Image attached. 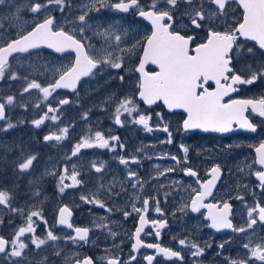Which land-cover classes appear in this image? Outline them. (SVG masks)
Wrapping results in <instances>:
<instances>
[{
    "label": "snow or ice",
    "instance_id": "snow-or-ice-1",
    "mask_svg": "<svg viewBox=\"0 0 264 264\" xmlns=\"http://www.w3.org/2000/svg\"><path fill=\"white\" fill-rule=\"evenodd\" d=\"M4 3L5 0H0V4ZM92 3L99 4L100 7H111L124 13L134 11L138 17L151 25L150 34L136 40L131 48L125 49L120 48L121 34L113 32L111 28L104 29L95 34L104 38L106 46L97 49L88 42L90 38L85 35V28L88 26L87 18L89 10H91L90 5L86 6L88 10L82 9L81 14L76 18L79 32L77 35L75 28L72 31L66 30L64 26L58 24L57 18L50 12L42 19L38 18V14L48 11L49 6H54L56 10L63 13L65 7L70 6L67 4V0H44L43 3L41 0H32L29 5V11L34 14L31 29H21L16 38L0 44V79L5 78L6 75L13 80L24 79L26 86L21 94L29 93L30 90H38L39 93H42L43 100L48 101V98L53 97V93H56L58 89H70L75 92L82 77L94 76L102 72L105 66L121 69L123 57L115 56L111 49L116 48L122 53H132L137 49H142L138 67L135 68V71L140 74L136 92L131 97L126 96L119 101L114 110L115 124L123 126L125 121L121 117L127 113V116L132 118L131 123L142 125L148 132L153 131V128L149 126L152 117L141 112L137 106L136 96L138 95L139 100L149 106L160 101L169 111L182 109L186 113V118L183 119L180 130L184 132L200 129L204 132L228 133L237 128L252 133L257 131V125L245 113L251 109L252 113L264 117V97L235 99L231 97V94L238 92L241 86L253 85L264 80V67L251 69L249 66L247 74L238 72L235 68V63L239 61L245 51L248 53L253 51L252 48H244V45L240 43L241 38L246 41H254L259 49L264 50V0H147V2L145 0H116L110 5L106 4L105 0H92ZM181 3L185 5L181 19L187 17L188 21L185 27L193 31L206 30L204 42L195 43L196 36L188 35L186 32L181 34L177 30V18L174 14ZM233 3H237L243 9L242 20L229 22V9ZM95 10L99 11L100 8ZM0 28H3L2 24H0ZM193 44L195 46L191 47ZM42 46L55 53H75V58L69 65L56 69L51 81L46 85L36 79L28 80L27 76L20 77L16 72L11 71L10 58L14 57V54L29 53L30 50L40 49ZM147 64L156 65L159 70L148 72L145 70ZM45 71L47 70L45 69ZM120 80L123 81L124 77L120 76ZM209 82L215 84L214 89L209 90ZM68 103V99H60L55 108L49 103L47 111L40 118L32 121L34 127L39 128L45 120L57 121L58 113L61 110L59 106ZM15 104L14 96L0 98V121L7 124V127L0 128V131L6 132L15 127L6 115V109ZM35 107L40 108L41 104L37 103ZM50 113L52 115H49ZM156 116L160 121H163V116L160 113H157ZM84 118H87V113L84 114ZM161 130L167 133V138L162 143L172 144L174 142L173 133L169 130V126L164 124ZM68 132L69 128L63 127L59 129V134L45 135L43 139L45 142H61L67 138ZM117 144L123 149L124 145L120 142L119 137L106 136L104 132L96 130L94 133L90 132L81 137L73 146L71 156H68L67 159L70 161L72 157H79L82 149L99 148L114 151ZM179 147L185 155L183 157L170 156V159L176 161L177 164L186 163L189 149L184 144H180ZM256 153V163L260 165V170L252 174L259 182L257 186L264 192V142L256 148ZM148 158L151 159V157ZM36 160V155L25 154L21 149L20 156L14 162L17 172L20 174L28 172ZM132 162L138 163L139 161L132 158ZM120 163L127 165L129 161L121 157ZM92 167L99 173L102 171L103 165L97 167L93 163ZM174 171H176L175 168H167L159 174L164 175ZM183 171L186 176L197 177L196 183L200 185L199 190L193 189L195 195L191 198L190 205H184V209L190 207L193 213L200 212L201 208L207 209L205 219L210 221L209 227L217 231L232 229L239 233H246L252 229L254 233L255 225L258 223L264 225V202L255 201L252 205H248L244 201V196L236 197L244 202L247 208L246 222L240 227H235L230 219L232 206L228 202L204 203V200L212 195V189L220 178L221 168L219 165H215L209 170L210 178L203 182L200 181L198 173L191 168H185ZM51 174L56 175L55 172ZM128 175L135 181L131 185L132 188H143L144 182L141 181L137 173L130 170ZM79 176L80 172L75 165H72L71 172L65 165L59 174L60 193H64L67 188L81 185L82 181L78 179ZM66 179L71 183H65ZM34 195L38 196L39 193H34ZM165 195L167 196V194ZM80 199L87 204L97 205L109 212L112 211L103 201L96 199L95 194L91 197L81 195ZM135 201H139L142 206L137 207ZM0 206L25 217L24 224L16 227L10 238L0 235V254L12 261V264H22L25 250L29 247L26 241H30L36 249H40L48 241L55 242L60 239L52 230H48L44 238L37 237L34 227L37 220H34V217L43 220L45 225H47V221L44 220L40 211L26 212L13 207L12 197L8 190H0ZM131 207L132 211L138 215L139 220L133 234L132 251L138 252L141 248L154 249V255L144 256L147 264H154L157 255L168 260L175 258L183 261L184 257L180 251L162 246L159 242L145 243L141 239V234L144 233V235L154 236L159 241L161 230L167 227L165 219H154L149 216V210L153 207L156 213L163 216L160 200L155 196L141 198L134 195ZM123 215L128 218L132 213L124 211ZM71 216L72 211L69 206L64 205L59 208V225L66 226L75 233V235L65 236L64 239L72 243H87L90 229L74 227L70 220ZM2 222L0 220V223ZM149 225L153 231L145 232V228ZM179 244L189 247L193 257H199L204 252L203 248L187 239H180ZM219 248L223 249L224 244H220ZM243 248L248 250L247 258L228 259V264H249V261L253 259L264 264V240L255 243L254 246L253 241L249 240L248 243L243 244ZM55 254L59 255L60 252L57 251ZM134 260H136L134 255L128 262H122L116 257H108L107 264H131V261ZM75 264H94V261L91 257H84L76 259ZM157 264H159L158 261Z\"/></svg>",
    "mask_w": 264,
    "mask_h": 264
},
{
    "label": "flooded vegetation",
    "instance_id": "flooded-vegetation-1",
    "mask_svg": "<svg viewBox=\"0 0 264 264\" xmlns=\"http://www.w3.org/2000/svg\"><path fill=\"white\" fill-rule=\"evenodd\" d=\"M81 1L82 0H67V4L70 6L65 7L63 13L56 10L54 6H49V10L38 14V18L42 19L44 15H47L50 12V14L57 18V22L61 21L63 25H65L64 20L73 19V11L79 13V5L81 4ZM108 1H111L112 3L116 2V0H106L105 3ZM43 2L44 0H41V3ZM145 2H147V0H145ZM31 3L32 0L29 2L28 6L23 8L21 15L34 21V14L29 11V5ZM13 6L14 2L12 0H5L4 4H0V24L3 25V28H0V44L6 43L8 40L17 37H12L11 35V7ZM184 11L185 5L181 3L174 14L177 18V30L180 31L181 34L186 32L188 35L196 36L195 43L204 42L206 30L193 31L192 29L185 27L188 23L187 17L181 19ZM114 12L119 15V19L122 18L124 20L128 18V20H132L131 26L133 33H129V37L132 34L133 40L142 39L144 36L150 34L151 25L147 21L138 17L134 11L124 13L115 10ZM229 13V22L242 20L243 11L237 3L232 4ZM88 18H91L90 10ZM123 20L119 21L117 18V20L110 21L109 24L118 21L119 25L117 30H120L123 28ZM33 21L26 26V30L31 29ZM108 21L109 20H107V22ZM107 22H103V25L107 24ZM65 27L67 30L69 29L68 25H65ZM89 36L91 37V34L87 33V37ZM240 42L244 45L245 49L252 48L253 51L251 53H248L247 51L244 52V55L235 63L236 70L247 74L249 66H251V69L264 67V50L259 49V46L255 42L241 40ZM135 43L136 41L133 44ZM133 44H131V46ZM194 46L195 44L191 45V47ZM41 54L52 60L64 59L67 65H69L75 58L73 53L57 55L50 51L39 50L14 55V57L10 58L11 67L17 66L15 65L16 62H21L26 65L31 64L35 61L36 56ZM113 54L115 55V53ZM141 56L142 49H138L135 55H132L128 60L123 61L124 65L121 69H110L109 67L111 72L107 73V66H105L103 71L100 72L103 75L99 81L93 83V80H91L93 76H90L78 83L75 92L70 89H58L56 93H53L54 98H48V101L54 108L58 106L57 103L59 98L68 99L70 103L71 99L83 91L84 86L91 81L90 93L88 95L102 96L100 105H105L108 109L106 115L112 114L113 121L109 124L103 125V122L101 121L103 118L101 117L99 123L102 125L99 126L95 123V118L99 115V110L97 108L99 100L97 99L96 103H92L93 105L89 112L88 124L85 125L84 128L87 129V131H83V136L81 137L88 135L90 132L94 133L96 130H100L104 132L106 136L119 137V140L123 143L124 147L121 149L117 144L114 151L99 148L82 149L79 157H72L69 161L60 158L59 152L53 149L62 146L66 150L72 151V147L70 146L68 139H66L61 142L51 141V145H48V142L45 150L39 152L40 155L37 156V159L40 161V168L37 174L41 179L48 178L46 182L50 186V189L54 188V180L57 178L56 175H59L63 171L64 166H68V163L71 165V167L68 166L69 172H71L72 165H75L80 172L78 179L82 181L81 185L77 186L76 189L75 187L65 189L66 194L62 196L65 199L63 200L64 203H62L61 207L67 205L71 208L72 216L70 220L74 227H87L90 231L87 243H72L71 241L65 240V236L69 234L75 235V233L72 229L59 225V210L54 216L52 205V208L49 209L50 216L48 220H46L47 225H45L43 220L34 217V220H37L34 227L38 230L36 233L37 237L44 238L46 237L47 231L52 230L54 234L60 237V239L55 242L48 241V243L41 246L40 249H36L30 241H26L29 244V247L25 250V258L22 260V264H75L76 259H83L84 257H91L94 264H107L108 257H116L122 262H128L133 255L136 256V260L131 261V264H147V261L144 260V256L154 255L155 250L141 248L138 252H133L131 247L134 243L133 234L139 224L138 215L132 211L131 207L132 202H134V195L141 198L155 196L159 199L163 216L156 213L154 207L149 210V216L154 219H165L167 221V227L161 230L159 241H157L154 236L144 235V233L141 234V239L145 243L159 242L162 246L180 251L184 257L183 261H179L175 258L168 260L163 256L157 255L154 264H157V261L159 264H228V259L247 258L248 250L243 248L244 243H248L249 240H252L254 246L255 243L264 240V225L259 223L254 226V233L252 229H249L246 233H239L234 232L232 229H221L217 231L216 229L209 227L208 225L210 224V221L205 219L208 210L205 208H201L197 215H193L190 212V207L183 211L181 210L182 208H180L177 215L180 216L181 221L178 224L173 222L172 209L174 195L168 194L170 185L168 186L167 183H169V181L161 180V182H159V179L157 182L155 180V176L151 175L146 168L143 153L148 151L156 129L160 131L162 136H167V133L161 130L163 125L167 124L169 130L174 134L177 131L174 130V128L177 127L178 129L179 122H176L175 119L172 120V117L168 114L165 116L160 111V104L156 106H148L137 101V95L136 101L140 111L152 117L149 126L153 128V131L148 132L142 125L131 123L130 121L132 118L128 117L127 113L121 117V119L125 121L123 126L114 123V110L119 101L124 98L123 96L131 97L136 92L139 76L136 73L135 68L138 67ZM127 66L132 69V76H128L129 71H126L125 74L122 75V72ZM146 71L155 72L156 69L152 65H149L147 66ZM116 72L117 77H113L112 75ZM120 76L125 78L123 83H119ZM5 78L0 79V86L4 88L10 83L9 81H6ZM34 78L45 85L43 79H38L37 77ZM50 81L51 79H48L46 82L48 83ZM125 83L129 84V92L127 95L124 93ZM119 85H122V87ZM212 89L213 85L209 84V90ZM34 91L35 96H43L38 90ZM7 95L9 96V93H7ZM105 96H112L111 105L103 102V100L106 99ZM231 97L235 99H259L264 97V80H260L253 85L241 86L238 92L231 94ZM0 98H3V96L0 95ZM44 102L43 98L39 99L38 103L41 104V107L37 109V119L44 114L42 109ZM157 113H160V115L163 116V121H160L157 118ZM245 115L257 125V131L255 133L247 131V133L237 132L224 136L204 135L198 132H182L180 134V144L187 146L189 151L187 153L186 163L181 162L177 164L175 161V164L178 165L177 170H179L177 177L180 179L182 186L179 190L178 198L180 196L184 197L183 200L178 199L177 206H179V202L182 203V205H190L191 198L195 195L193 189L199 190L200 188V185L196 183L197 177L186 176L183 169L191 168L196 171L200 181L203 182L210 178L208 172L215 165H219L221 168L220 178L216 181L215 187L212 189V195L208 196L204 200V203L221 204L222 202H228L232 206V216L230 219L235 227L243 226L247 219V208L245 207L244 202L236 199L238 195L244 196V201L248 205H252L255 201L264 202V192H262L257 186L259 182L255 175L252 174L257 170H260V165L256 163V148L259 147L260 143L264 142V117H259L257 114L252 113L251 109H249ZM67 116L68 114L64 115L62 119L53 124H51L49 120H45L44 124H42L35 133L38 135L39 142L43 140V136L48 135L46 133L53 132L54 128L58 129L60 122L64 121V118ZM184 118V115L179 116L180 123L183 122ZM3 123L4 121H1L0 128L4 126ZM81 137H79L75 144L81 139ZM209 148L213 150L212 154L204 156L209 153L206 151ZM177 154L178 157H183L185 155L180 150V147H178ZM121 157L127 159L129 163L127 165L121 164ZM132 158H136L139 162L133 163ZM36 162L37 160L34 161L32 169L35 167ZM48 163H52L55 166L54 170L58 172L56 175H50L48 174L49 172H40L42 170H48L46 166ZM93 163H95L97 167L103 165L102 171L99 173L96 172L95 168L92 167ZM0 164L8 169V172H0V176L3 175L6 178L11 176L10 172L12 171L11 168L13 166L7 163ZM240 165L243 166L242 172L237 173V170L240 169ZM130 170L137 173L141 178V181L144 182L142 189L139 187H131L132 183L135 181L129 178L128 174ZM34 174L36 173L24 175L30 176ZM65 182L71 183V181L67 179ZM3 185L6 187H2L0 190H8L10 197H12V206L29 211V207L24 205L27 193L24 188H22V184L20 185V188H11L6 182H4ZM76 190L78 197L75 195ZM116 193H119V195H116ZM93 194H95L96 199L103 201L107 205V208L113 209V205H115L122 210V221L120 226L115 227L109 220L110 214L107 215V209H101L102 212L107 215L102 223L105 238L97 236L99 231L94 230L91 223L88 222V214L85 210L92 208V205L87 204L80 199V195L91 197ZM165 194H167V196ZM32 197L33 202L36 203V206L34 207H38L41 195ZM47 197L49 198V196ZM75 200L77 202L81 201L80 205L75 204ZM135 202L137 207L142 206L139 201ZM52 203L54 204V201H52ZM83 203L85 205H83ZM177 206H175V208ZM0 208L7 211V218L3 220L0 226V235L10 238L14 229L24 224L25 217L10 212L4 206H0ZM40 208H44V206H41ZM82 211L85 212L86 216L81 215ZM124 211L131 212L132 215L125 218L123 215ZM94 212H100L98 206L95 207ZM44 226L48 229L47 231ZM108 229H110V231L121 232L120 236L113 239L112 236L107 234L106 230ZM42 230L44 233H40ZM149 231H153L150 225L145 228V232ZM180 239H187L191 243H196L199 247L204 249L203 254L199 257H193L191 255L192 250L189 247H183L179 244ZM222 243L224 244V248L220 249L219 245ZM57 251L60 252L59 255L55 254ZM98 252L100 253L99 255ZM0 264H12V261L0 254ZM249 264H262V262L253 259L249 261Z\"/></svg>",
    "mask_w": 264,
    "mask_h": 264
},
{
    "label": "rangeland",
    "instance_id": "rangeland-1",
    "mask_svg": "<svg viewBox=\"0 0 264 264\" xmlns=\"http://www.w3.org/2000/svg\"><path fill=\"white\" fill-rule=\"evenodd\" d=\"M14 2V6L12 8V16H11V35L12 37L17 36L18 33L21 31V29L26 30V26L31 23L33 20L29 19L23 15H21V12L24 7L28 6L29 2L31 0H12ZM92 0H82L81 4L79 5V13L76 11H73L72 13L74 14V17L72 20L66 19L64 20L65 25L69 26V31L73 30L75 28V32L77 35H79L78 32V24L76 23V18L81 14V10H88L86 6H91V18H87L88 20V26L85 28V35L87 36V33L91 34L90 42L95 48L99 49L102 46L105 45V40L104 38H101L100 36L96 35L95 33L97 31H103L104 29L111 28V30L117 34L122 35V42L120 43V48H131V44H133L136 40H133L132 34L129 37V33H133L132 31V20L126 19H119V15L116 14L114 11L115 9L111 7H100L99 4H93L90 2ZM106 1V0H105ZM111 1H108L106 4H111ZM100 8L99 11H96V8ZM15 16V17H14ZM6 17V15H5ZM4 17V18H5ZM1 18V16H0ZM118 20L119 21H124L123 23V28L120 30H117V27L119 25V22L117 21L116 23H110L112 20ZM107 20H109L107 22ZM103 22H107V24L103 25ZM58 24L63 25L61 21H58ZM66 29V27H65ZM67 30V29H66ZM141 33V30H140ZM111 43H115L114 41H110ZM113 53H115V56H122L123 61L128 60L131 58L132 55H135L137 50L132 53H122L118 49L113 48L111 49ZM118 54V55H117ZM17 66L11 67V71L16 72L18 76L20 77H28V80L35 79L34 77H37L38 79H43V83L45 85L47 84L48 79H52L53 73L55 72L56 69H59L63 66H67V63L64 59H56L52 60L51 58H48L44 55H37L36 59L33 63L31 64H23L21 62L15 63ZM124 65V63H123ZM45 69L47 71H45ZM112 69V68H110ZM109 67H106V72L109 73L111 70ZM23 71V72H21ZM126 71H129L128 76H132V69H130L129 66H127L124 71L122 72V75L125 74ZM43 73V74H41ZM102 73H99L97 75H94L91 80L94 82L99 81V79L102 77ZM117 72L113 74V77H117ZM6 81H9L6 85V87H1L0 86V95L3 96V98L8 97L7 93H9V96H14L16 100V104L14 106H10L7 109V117L11 121L15 127L8 129L6 132L5 131H0V163H7L11 164L13 167L11 168L12 171L11 176L5 177L0 176V188L6 187L4 182L9 184L11 188H20V185L22 184V188L26 191V196L24 200V205H27L29 207V211H40L43 215L44 220H48L50 216V208H52L53 205V215L55 216L56 213L58 212L59 208L61 207L63 200L65 199L62 197L63 195L66 194L60 193L59 191V175H56L57 178L54 180V188L50 189L48 183L46 180L48 178H43L41 179L37 172L39 171L40 168V161L37 159V162L35 163V167L31 169L29 172L20 174L17 172L16 167H15V161L18 159V157L21 154V149H23L25 154H34L36 156L40 155L39 152L45 150L47 147V143L45 142L44 139L39 142L38 140V135H36V131L39 128L34 127L32 121L37 119V107L35 105L39 102V99H42L43 96H35V91L30 90L29 93H23V88L26 86V81L24 79H10L6 76L5 78ZM125 80V78H124ZM123 80V81H124ZM123 81L119 80V83H123ZM91 81H89L85 86L84 90L81 91L79 94L74 96L69 104L59 106L60 107V112L58 113L59 119L57 121H52L49 120L51 124L57 123L60 119L63 118L64 115L68 114L67 117L64 118V121H61L60 124L58 125V129L54 128L53 132H48L46 134H52L56 133L59 134V129L63 127H68L69 132L67 133V138L70 146L73 149V146L75 145V142L79 139V137L83 136V131H87L85 128V125H87L88 121V116L89 112L91 111V106L93 105L92 103H96L97 99L99 100L98 103V110H99V115L95 118V123L99 126L102 124H109L111 121H113L112 114H107L106 112L108 109L105 107L104 104L100 105V101L102 99V96H90L88 95L90 93V86ZM120 86V85H119ZM122 87V85L120 86ZM125 94L127 95L129 92V84L125 83ZM106 99L103 100V102L108 103L111 105L112 102V96H105ZM126 97V96H123ZM63 99V98H59ZM58 100V99H57ZM49 101H45L43 105V112L47 111V105L49 104ZM90 104V105H89ZM26 105V107H25ZM58 105V103H57ZM53 107V106H52ZM54 108V107H53ZM87 113V118H84V114ZM49 115H52L51 113ZM103 118L101 121L103 122L102 124L99 123V119ZM4 126L2 128H6L7 124L4 122ZM44 137V136H43ZM64 139V140H66ZM48 145H51V141H49ZM55 151L59 152L60 158L63 160H68L67 157L71 156V150H66L62 146H59L58 148H53ZM146 152L143 153L144 156H146ZM157 156V155H155ZM48 170H42L40 172H49L48 174L52 175V172H56L55 166L52 163H48L47 165ZM68 166L71 167L70 163H68ZM242 165H240V169L237 170L238 172H242ZM6 169L3 165L0 164V172H6ZM36 173L34 175L30 176H25L24 174H32ZM169 183L167 185L169 187L168 194H173L174 195V203H173V209L172 212L176 209H184V205L179 202L178 205V199L183 200L184 197L180 196L178 198V193L179 190L182 188L181 186V181L180 179H176V177H169L167 179ZM53 181V180H52ZM65 182V181H64ZM66 183V182H65ZM77 186H75L76 189ZM39 193L41 195L38 203V207L36 206V203L33 202V197L32 196H37L34 195V193ZM77 190L75 191V195L77 196ZM49 196V198L47 197ZM81 196V195H80ZM54 201V204L52 203ZM80 202H77L75 200V204L80 205ZM34 203V204H33ZM83 205H85L83 203ZM92 205V208L86 209L85 211L88 214V219L92 225V228L94 230H98L99 233H97V236L101 238L104 237L103 229H102V223L105 220V216L109 215V220L111 224L115 227H119L120 223L122 221V210L121 208L113 205V209L111 212L107 211V215L102 212V208L98 207L100 209V212H94V209L97 205ZM41 206H44V208H40ZM175 206H177L175 208ZM185 210V209H184ZM26 211V212H29ZM6 215V216H5ZM82 216H86L85 212L82 211L81 213ZM48 216V217H47ZM24 217V216H23ZM47 217V218H46ZM7 218V211L3 210V208H0V220H4ZM46 218V219H45ZM107 218V217H106ZM101 225V226H98ZM1 226V223H0ZM45 227V226H44ZM50 227V226H49ZM45 230L47 231L48 229L45 227ZM37 231L35 232V235L37 236ZM107 234L109 236H112L113 239L116 237L120 236V233L117 231H110V229L106 230ZM40 233H44V231H40ZM115 235H112V234ZM100 253L98 252V255Z\"/></svg>",
    "mask_w": 264,
    "mask_h": 264
},
{
    "label": "water",
    "instance_id": "water-1",
    "mask_svg": "<svg viewBox=\"0 0 264 264\" xmlns=\"http://www.w3.org/2000/svg\"><path fill=\"white\" fill-rule=\"evenodd\" d=\"M39 50H46V51H50V52H53V53H55L53 50H51V49H48V48H46V47H41L40 49H34V50H30V52H32V51H39ZM17 54H25V53H17ZM55 54H57V55H61V53H55ZM63 54H65V53H63ZM74 55H75V53H73ZM15 55V54H14ZM155 66V65H154ZM156 68H157V66H155ZM158 69V68H157ZM87 77H82L81 78V80H83V79H86Z\"/></svg>",
    "mask_w": 264,
    "mask_h": 264
},
{
    "label": "bare ground",
    "instance_id": "bare-ground-1",
    "mask_svg": "<svg viewBox=\"0 0 264 264\" xmlns=\"http://www.w3.org/2000/svg\"><path fill=\"white\" fill-rule=\"evenodd\" d=\"M6 172H8V169H6Z\"/></svg>",
    "mask_w": 264,
    "mask_h": 264
}]
</instances>
